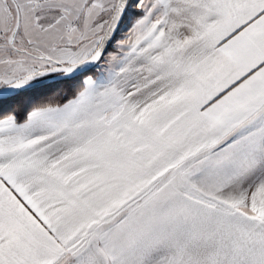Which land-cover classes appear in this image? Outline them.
<instances>
[{
    "label": "snow or ice",
    "instance_id": "1",
    "mask_svg": "<svg viewBox=\"0 0 264 264\" xmlns=\"http://www.w3.org/2000/svg\"><path fill=\"white\" fill-rule=\"evenodd\" d=\"M0 264H264V0H0Z\"/></svg>",
    "mask_w": 264,
    "mask_h": 264
}]
</instances>
